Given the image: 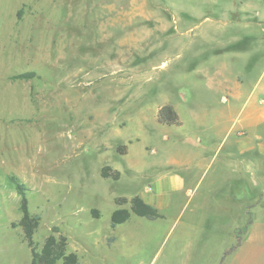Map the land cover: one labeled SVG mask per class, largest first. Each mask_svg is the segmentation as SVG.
Listing matches in <instances>:
<instances>
[{"label": "rangeland", "instance_id": "374dc122", "mask_svg": "<svg viewBox=\"0 0 264 264\" xmlns=\"http://www.w3.org/2000/svg\"><path fill=\"white\" fill-rule=\"evenodd\" d=\"M263 85L264 0H0V264L31 263L22 229L12 227L21 212L10 175L40 217L38 249L57 227L80 264H144L141 253L111 245L131 229L141 232L124 238L137 247L177 234L181 244L217 246L223 264L242 236L233 233L238 204L251 202L252 189L232 185L220 163L218 187L209 185L216 165L203 170L207 161L194 157L203 146L224 153L223 135L237 133ZM163 105L178 109L180 124L158 122ZM105 165L120 177L103 178ZM190 172L192 193L150 183ZM148 185L175 199L161 218L131 214L112 228L114 200ZM190 197L202 199L200 224L190 226L196 237L185 224Z\"/></svg>", "mask_w": 264, "mask_h": 264}, {"label": "crops", "instance_id": "0c3cea01", "mask_svg": "<svg viewBox=\"0 0 264 264\" xmlns=\"http://www.w3.org/2000/svg\"><path fill=\"white\" fill-rule=\"evenodd\" d=\"M237 85L234 92L237 93L240 87ZM260 92L264 94V85L261 86ZM224 101L226 99L224 98ZM179 112L175 106H172ZM194 119L199 123L201 121L198 115ZM218 117L214 118L216 125L218 124ZM237 133L232 135L231 132H226L223 135V145L228 147L218 156V146L215 150H209L207 146H203L202 150L197 153L199 166H203L207 161V165L203 170L209 168L212 163L216 165V173L214 179L210 180L209 185L218 187V163L222 164L224 170L230 173L229 180L232 185L239 186L246 191L252 189L253 199L251 202H240L238 208L241 212L239 218L234 223V231H242V236L238 242L231 247L223 264H264V97L257 98V101L246 112L245 118L240 122ZM218 132V131H217ZM209 137L218 139L217 134H207ZM222 151V149H220ZM126 151L125 155H127ZM193 162V161H192ZM191 162V163H192ZM200 163V164H199ZM113 170H117L110 166ZM119 171V170H117ZM120 172V171H119ZM151 184L160 186L172 182L176 190H184L185 193H192L191 189L195 186L197 176L192 172L180 177L178 175H171L169 177H162L152 175L149 177ZM199 181V180H198ZM152 186H146L145 190L139 195L144 202L156 208L161 209L168 200H175L170 198H163L156 192L151 193ZM155 187V186H154ZM258 189V199L255 197V190ZM195 197H190L188 200H194ZM167 200V201H166ZM194 206L190 209V215L187 219L186 225H199L200 220H195V216L200 209L201 200L195 198ZM242 200V199H240ZM166 201V202H165ZM186 205H184L185 208ZM187 209V207H186ZM199 216V215H197ZM175 223V222H174ZM236 229V230H235ZM193 231L194 235L191 237L200 236L198 227L187 228ZM141 231L139 230H122L120 235H112L111 245L113 248H118L122 252H136V260L145 258L144 264H220L218 263V248L210 245H192L190 243H178L177 237L180 234L174 235L175 230L168 231L167 235H174L172 242L161 243L155 246H140L132 245L131 240L124 237L137 236ZM117 236H120L118 238ZM170 236V237H171ZM205 238V235H203ZM189 238V237H188ZM191 239V238H190ZM121 241L118 245L116 243ZM228 249V248H227ZM225 251H228V250ZM143 253V254H142ZM147 255V256H146ZM144 261V260H143Z\"/></svg>", "mask_w": 264, "mask_h": 264}, {"label": "trees", "instance_id": "16d2710c", "mask_svg": "<svg viewBox=\"0 0 264 264\" xmlns=\"http://www.w3.org/2000/svg\"><path fill=\"white\" fill-rule=\"evenodd\" d=\"M30 77V74L18 76V78L21 79ZM157 120L167 125L180 124L179 116L171 105H163L158 109ZM117 150L120 154L126 153L125 146H119ZM101 176L103 178H113L117 180L120 177V172L113 170L109 165H105L101 169ZM8 181L13 184L15 190L20 195L21 218L17 223H12V227H20L22 229L23 240L26 242L31 252L30 264H80L77 255L67 250L66 237L59 233L57 227L52 228V233L45 238L42 247L40 249L37 248L33 240V235L39 226L40 217L38 215H32L28 210L26 186L14 175H10ZM114 203L117 207L111 213L110 225L112 228L127 222L131 214L149 220L161 218L159 211L144 202L138 195L129 200L124 197H119L114 200ZM125 204H129V208H125ZM92 213L94 217L99 216L98 212L95 210H93Z\"/></svg>", "mask_w": 264, "mask_h": 264}]
</instances>
